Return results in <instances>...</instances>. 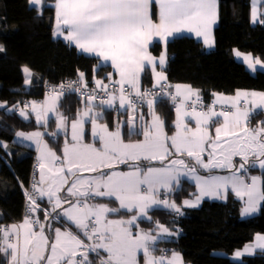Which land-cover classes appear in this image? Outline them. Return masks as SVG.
Wrapping results in <instances>:
<instances>
[{"label":"snow or ice","instance_id":"snow-or-ice-1","mask_svg":"<svg viewBox=\"0 0 264 264\" xmlns=\"http://www.w3.org/2000/svg\"><path fill=\"white\" fill-rule=\"evenodd\" d=\"M260 5H264V0H250L251 20L253 24L259 22L264 25V19H260L264 16L259 10ZM28 6L30 10L37 11V19L43 18L44 8L54 9L53 35L63 37L69 47L75 45L79 53L103 61V64H97V70L111 62L120 79L112 81V74H109L110 84L119 85V95H116L115 87L110 92L109 85L96 80L97 88L107 96V99L100 100V106L111 108L118 99L121 109L131 110L129 135L135 128L136 119L133 93L139 100H145L150 95L147 89L141 91V75L148 66H151L154 76V87L159 86L174 103L177 99L179 103H175L174 135H167L165 121L153 107L154 100L147 99L152 120L145 124L144 139L125 143L119 126L116 131H109L107 124L97 122L103 117V112L94 111L97 97L93 90L87 97L86 110L78 113L71 123V142L65 140L62 158L48 147L40 131L29 134L17 132L18 137L37 145L40 179L32 184L31 193L25 191L28 203L23 221L0 225V253L4 254L8 264H94L89 259L90 253L100 257L99 264H139L137 257L140 252L143 253V264H183L181 256L175 251L171 257L167 256V249H159L162 254L154 255L157 242L175 233L158 221L157 235L140 229L136 223L137 220L151 223L149 211L161 207L182 214L174 201L159 198L161 189L165 194L174 190L173 181L178 189L181 176L194 180L199 193L194 200L183 201L186 207L198 206L204 197L226 199L230 188L244 202L242 217L261 209L264 171L259 176L246 174L257 166L264 170V121L256 127L249 126V117L258 114V109H264V92L237 91L234 97L214 94L211 106L204 111L199 90L178 84L174 93L170 91L172 85L167 84L163 71L168 62L166 51L158 60L148 51L156 38L167 44L170 38L185 32L203 37L205 45L211 47L214 44L212 28L219 19V0H54V3L28 0ZM154 15L158 22L154 21ZM0 51H4L2 46ZM233 53L238 58L242 57L253 73L256 66L262 64L259 57L253 58L250 53L244 55L236 49ZM157 63L161 71L156 70ZM23 72L27 84L32 72L27 67L23 68ZM83 78L84 74L80 73L81 81ZM60 87L61 92L46 97L43 102H32L30 107L37 123L47 127L49 114L52 113L56 115L57 129L66 130L68 118L57 111L64 86ZM68 87L71 88V85ZM187 101H191L190 111L186 108ZM216 105H220L222 110L217 111ZM198 106L200 111H197ZM15 107L7 108V102H0V108L9 113ZM27 108L26 104L19 110L25 120L29 118ZM86 118L91 120L92 135L98 138L100 147H96L95 143H84ZM186 118L195 121V128L188 126ZM221 118L222 123L215 127L213 137L209 128ZM0 146L7 148L2 142ZM208 149L211 150L205 162L203 153ZM185 155L194 163L186 162ZM173 156L177 158L172 159ZM234 157L240 158L239 166L234 163ZM153 161L165 166H150ZM122 164L130 170L116 171L115 167ZM198 169L209 172L228 169L230 175L202 176L198 174ZM66 185L67 196H62L60 193ZM44 197H47L52 209L45 212V222L42 223L32 214L39 207L37 198L43 200ZM95 197H114L119 207L88 203L90 198ZM65 204L67 207H64ZM122 210L135 212V215L127 220L107 218L109 214H121ZM51 221L62 225L63 230ZM134 227L137 229L135 232ZM78 233L91 243L85 244ZM257 248L264 251L262 234H257L255 243L245 245L243 251L235 252L234 256L239 258L252 254ZM101 250L106 256L101 255Z\"/></svg>","mask_w":264,"mask_h":264},{"label":"trees","instance_id":"trees-1","mask_svg":"<svg viewBox=\"0 0 264 264\" xmlns=\"http://www.w3.org/2000/svg\"><path fill=\"white\" fill-rule=\"evenodd\" d=\"M47 2L54 3V0ZM249 12L250 0H219V19L214 28L215 48L211 51H205L201 42L191 36L170 39L167 43L168 80L190 84L199 90L206 105L215 92L230 94L236 89L264 91V70L251 74L232 54V49L238 48L264 62V25H252ZM36 16L37 11L29 9L28 0H0V46L4 49L0 51V102H7V108L16 106L11 113L0 108V140L7 145L6 149L0 146V223L22 218L26 198L24 190L30 185L35 161L34 150L14 142V135L18 131L42 127L33 115L29 114L25 120L17 107L25 100H41L45 81L80 79V73L84 74V81H89L93 75L101 77L109 71L107 65L95 69L98 64L95 56L81 54L75 46L69 47L64 40L53 37L54 9L44 8L42 19ZM160 49L158 42L150 47L153 54H158ZM23 67L32 72L28 87ZM142 85L143 89L151 86L149 69L142 74ZM61 96L58 107L68 119L76 117L82 98L74 92ZM155 108L165 121V131L169 134L173 130L174 108L167 101H156ZM104 114L103 118L113 126V110L106 109ZM255 119L257 116L252 121ZM50 122L44 138L48 146L61 155L63 135L56 133L52 136L54 124L53 120ZM124 136L132 137L133 134L129 135L124 130ZM195 193L194 184L183 179L171 195L182 214L176 216L175 211L161 207L149 211L151 223L141 221L142 225L154 226L158 221L170 228L176 224L179 226L180 235L175 240L158 242L157 249H176L187 264H264V251L238 261L228 257L250 242L256 233H264V202L259 213L249 218L240 216L243 202L230 190H227L226 199L204 200L198 208L181 206L184 198ZM39 204L47 207V203L41 200Z\"/></svg>","mask_w":264,"mask_h":264},{"label":"crops","instance_id":"crops-1","mask_svg":"<svg viewBox=\"0 0 264 264\" xmlns=\"http://www.w3.org/2000/svg\"><path fill=\"white\" fill-rule=\"evenodd\" d=\"M37 7H39V6H37ZM259 10H260L262 13H264V5H260V9H259ZM249 16H250V23H251L252 25H256V24L259 23V22H257V23H255V24H253V22H252V20H251V8H250ZM263 18H264V16H261V17H260V19H263ZM153 19H154V21H156V17H155V15L153 16ZM53 20H54V21H53L52 34H53V32H54V29H55V13H54V19H53ZM156 22H158V21H156ZM217 23H218V22H217ZM217 23H216V24L213 26V28H212V35H211V38H212V40L214 41V44H213L211 47L205 45L203 37H196L195 34H192V33H187V32H185V33H182V34H177L176 36H181V35L191 36V37H193V38H195L196 40H198V41L201 42V44H202L203 48L205 49V51H211V50H213V49L215 48L214 28H215V26L217 25ZM176 36H175V37H176ZM53 37H54V38H59V39L64 40L63 37H60V36H54V35H53ZM170 39H172V38H170ZM170 39H169V40H170ZM65 42H66V41H65ZM155 42H158V43H160V45H161V49H160V52H159L158 54H153V53L150 51V47H151V46L153 45V43H155ZM153 43L150 45V47H149V49H148L149 53H150L153 57L157 58V60H158V58L160 57V55H161L162 53H164L165 51H166L167 56H168V52H167V44H165L163 41H159L158 38H156V40H154ZM73 46H75V45H73ZM233 49L238 50L240 53H242V54H244V55H247V54L250 53V52L241 51V50H239L238 48H233ZM233 49H232V54H233L234 59H235L236 61L242 62V63L244 64V66L247 68V70H248L251 74H255L258 70H264V62L261 61L262 64H261V65H257V66H256V71H255V73H253V71H252L251 69H249V68L247 67V65L244 63L242 57H239V58H238V57L235 56V54L233 53ZM77 51H78V50H77ZM250 54L253 56V58H256L252 53H250ZM96 58H97V57H96ZM97 59H98V63H101V64L104 63L103 61H100L99 58H97ZM168 59H169V56H168ZM167 63H168V62H167ZM106 65L109 66V71H108V73H106V74H112V75L114 76L115 80L118 81V80L120 79L119 74L115 72L114 68H113L112 65H111V62H110V61L107 62ZM166 66H167V64L165 65L163 71H164V74L167 76V73H166ZM23 68H24V67H23ZM95 69H97V68L95 67ZM146 69H149V70H150V74H151V85L155 84V80H154V76H153V73H152V70H151V66H148ZM156 70H157V71H161V70H162V69L160 68V66H159L158 63H157V66H156ZM142 74H143V73H142ZM104 75H105V74H104ZM24 76H25V74H24ZM167 80H168V78H167ZM29 83H30V82H29ZM29 83H27V84L25 83L26 87L29 86ZM171 83H172V90H173V92H175V85H178V84H179V85H182V86H183V85H190V84H188V83H182V82H176V83L171 82ZM190 86H191V85H190ZM191 87H192V86H191ZM192 88L195 89V90H197V89L194 88V87H192ZM142 90H143V85H142V75H141V91H142ZM237 91H240V92H249V93H250V92H257V93L264 92V91H262V90H256V89H236L233 93H230V94H226V93H222V92H215L214 94H222V95L227 96V97H234V96L236 95ZM46 97H49V96H43L42 99H41V100H38V101H34V100H31V101H25L23 104H21V105H19V106L17 107V111H18V113L20 114V111H19V110H20L21 108H24L25 105L27 104V105H28V108L26 109V111L28 112V115H29V114H30V115H33V117H34L35 120H36V116H35V114L31 112V107H30V105H31L32 102H38V103L43 102V101L45 100ZM61 97H62V96H60V98H61ZM193 99H194V98H193ZM214 99H215V96L213 95V97H212V99H211V102H210L208 105H205V106H204V108H203L204 111H207L208 106H211V104H212V102H213ZM86 101H87V98H82V104H81V106H80V110L78 111V113H80V112L86 110V107H87ZM59 102H60V99H59V101H58V106H59ZM155 102H156V101H154V105H153V107H154V109H155L156 114L159 116V114L157 113L156 108H155ZM94 104H95V102H94ZM95 105H96V104H95ZM58 106H57V111H58L59 113L64 114ZM216 106H217V105H216ZM172 107H173V106H172ZM173 108H174V118H173V120H172L173 130H172L169 134H167V135H169V136L174 135V134H175V131H176V129H175L176 107H173ZM106 109H111V110H113V112H114L113 126H110V124H109V123L103 118V117H105L104 112H105ZM187 110H188V109H187ZM200 110H201L200 108H197V111H200ZM216 110H217V109H216ZM94 111H97V112H101V111H102V112H103V117H102L101 119H99L97 122H98L99 124H107V125H108V130H109V131H116V130H114V129H115L114 127H115L116 125H119V124H120V122H121V117H124L125 120L129 119V115H128V114H127V115H123V113H125V112L123 111V109L120 108V104H119V100H118V99H117L116 101H114V105H113V107L108 108L107 106H105L104 108H100V107H98V106L96 105V107L94 108ZM189 111H190V110H189ZM217 111H220V110H217ZM257 112H258V114H254V115H251V116L249 117V126H250V127H256V126H258V125L260 124L261 121H264V109H258ZM78 113H77V115H78ZM117 114H118V117H117ZM64 115H65V114H64ZM77 115H76V117L67 120V127H66V130H65V129H57V127H56V123H57V121H56V115H55V114H52V113L49 114V122H50L51 120H53V124H54V131H53V132H55V133H59V134L63 135V147H64L65 140H68L69 142H71V137H70V135H69V134H70V131H71V123H72L73 120H75V119L77 118ZM65 116H66V115H65ZM141 116H142L143 118H141ZM255 116H257V119H255V121H252V118H254ZM66 117H67V116H66ZM135 117H136V119H135V128H132V134H133L132 137H125V136H124V130H126V132L129 134V131H130V128H131V126L128 124V122H124L122 128L120 129V131H121V137H122V139L124 140L125 143L142 141V140L144 139L143 132H144L145 124H146V123H150L151 120H152V115H151L150 109H149V107H148L147 100L144 101V102H143L142 104H140V105H136V109H135ZM23 118H24V117H23ZM67 118H68V117H67ZM86 120H87V123L85 124V129H86V133H87V135H86V137H85L84 143H88V144L95 143L96 147H100V143H99L98 138H94L93 135H92V123H91V120H90L89 118H86ZM49 122H48V124H49ZM185 122L188 123V126H189V127L195 128V126H196V125H195V121H194V120H191L190 118H186V121H185ZM219 123H222V118H221V120H220L219 122H217L216 124H213V125L209 128V132H210V134H211L213 137H215V127L219 126ZM38 124H39L40 126H42V127H41V128H37V129H34V130H32V131H18V132H24V133H26V134H29V133H32V132L40 131L41 133L45 134V131H47V130H46V127L43 125V123H38ZM50 124H51V122H50ZM165 132H166V131H165ZM137 133H139V134L137 135ZM134 134H135V135H134ZM43 139H44V142L47 143L46 139L44 138V135H43ZM13 140H14V142H16V143H18V144H20V145H23V146H27V147H29V148H32V149L34 150V152H35V160L38 161V157H39V155H40V152L37 150V145H36L33 141L26 140V139H24L23 137H18L16 134L14 135ZM0 142H2L3 144H6V142H4V141H1V140H0ZM169 143H170V142H169ZM47 144H48V143H47ZM2 147H3V146H2ZM48 147H49V146H48ZM49 148H50V147H49ZM50 149H51L52 151L56 152L53 148H50ZM210 150H211V149H208V150H206V151L203 153V158L205 159V162H207L208 151H210ZM172 151L174 152V149H173ZM56 154H57L58 157H61V158H62V157H63V149H62V154H61V155L58 154L57 152H56ZM171 158H172V159H175V158H177V157H176V156H173V157H171ZM183 158L186 160V162L194 163V162L190 161L189 158H188L186 155L183 156ZM233 159H234V163L236 164V166H239L240 158H239V157H234ZM38 163H39V161H38ZM144 163L147 164L148 162H144ZM150 166H153V167H163V166H165V165H162L159 161H153V162H151V165H150ZM115 170H116V171H129L130 169H129V167H128L127 165H123V164H122V165H117V166L115 167ZM262 171H264V170L259 169V167L257 166L255 169L251 170V171L248 172L246 175H248V176H250V175H258V176H259V175L262 174ZM198 174H199V175H202V176H208V175L227 176V175H230V171H229L228 169H213V170H211V172H209V171H206V170H203V169H198ZM83 175L87 176V175H90V174H89V173H83ZM39 179H40V171H39V168H38L37 173H36V181H35V182H38ZM183 179H184V180H187V181H189V182H191V183H193L194 186H195V192H196L194 196L186 197V198H184V199L182 200V202H181V206L186 207V206L183 205V201L186 200V199H187V200H194V199H195V196L198 195L199 193H198V191H197L196 184H195V181H194V180H191V179H190L189 177H187V176H181V177H180V182H181ZM67 187H68V186L66 185V186H65V189L62 190V192L60 193L62 196H67V192H66V188H67ZM173 189H174L173 191L168 192L167 194H165L164 190L161 189L160 194H159V198H160L161 200L167 199L169 202H173L174 199L171 197V195H172V194L175 192V190L177 189L175 181H173ZM26 190H27V188L24 190V193H25ZM228 190L231 191L230 188H229ZM39 200H41V199L37 198V205H38L39 207H38L37 211H36L34 214H32V215H33L34 218H39L40 221L43 223V222H45V220H44V214H45V212H50V211H51V209H52V205L48 202L47 197H44L43 200H41V201L47 203V207H45V206L42 207V206L39 204ZM204 200H222V199L204 197V198L201 200V202H200V204H199L198 206H196V207H187V208H198V207H200V206L202 205V203L204 202ZM174 202H175V201H174ZM242 202H243V201H242ZM88 203H90V204H107L109 207H119V202H118V201H115V198H114V197H113V198H108V197H95V198H90V199L88 200ZM175 203H176V202H175ZM262 203H263V202H261V205H262ZM176 205H177V203H176ZM243 206H244V202H243ZM243 206H242V208H243ZM64 207H67V205L65 204ZM242 208H241V209H242ZM38 210H41V211L43 212V214L40 215ZM169 210H172V209H169ZM57 211H61V210L58 209ZM173 211H174V210H173ZM259 211H260V210H259ZM259 211L256 212V213H254V214H252V215H250V216H244V217H242V216H241V210H240V216H241L242 218H249V217H252V216L257 215V214L259 213ZM133 215H135V212H128L127 210H122V211H121V214H109L107 218H108V219H113V220H119V219H125V220H127V219H130L131 216H133ZM178 215H180V214H177L176 216H178ZM24 216H25V215L23 214V215H22V218H21L20 220H18V221H14V222H10V223H0V225H12V224H15V223H20V222L23 221ZM51 223H52L54 226H61V227H62V225H60V224L57 223L56 221H51ZM136 223L139 225V228H140V229H143V230H145V231H152V234H153V235H157L156 223L154 224V226H151V225H142L141 220H137ZM159 224L163 225L164 227H167V228L169 229V231L172 232V233H175V235H172V236H165V237H163L162 239H160L158 242H160V241L175 240V239L180 235V232H179L180 229H179V226H177V224L174 225V228H170V227L167 226L165 223H160V222H159ZM37 230H38V229H37ZM62 230H63V227H62ZM72 230H73L74 232L76 231L75 228H74V226H72ZM136 230H137V229L134 227V228H133V231L135 232ZM46 232H47V229H46ZM53 234H54V233H53ZM78 234L80 235V238L85 242V244L91 243V242L88 241L87 238L84 237L81 233H78ZM257 234H262V235H264V233H256V234L253 236L252 240H251L250 242L246 243L245 245L255 243V237H256ZM158 242H157V243H158ZM245 245H244L243 247H241V248L235 250L233 253L229 254L228 257H229L230 259H232V260L238 261V260H241V259H242L243 257H245V256H250V255L254 254V253L257 252V251H262L261 249H258V248H257V249H255V251H254L252 254H244V255L240 256L239 258H236V257L234 256V253L237 252V251H243ZM156 246L158 247V244H157ZM162 249H165V248H162ZM167 250H168V252H167V256L171 257L172 252L175 251V252L179 253V255H180L181 258H182V255H181L180 251H178V250H176V249H174V248H168ZM219 253H220V254H224L223 252H219ZM161 254H162V253H161L158 249H157V251L154 253V255H156V256H159V255H161ZM101 255H102V256H106V253H104L103 250H101ZM89 259H92V260L94 261V264H99L100 257L96 256L94 253H90V254H89ZM137 259H138L139 264H143V253H142V252L138 253V257H137ZM182 260H183V258H182ZM0 264H8V261H7V259H5L3 253H0ZM183 264H187V263L183 260Z\"/></svg>","mask_w":264,"mask_h":264},{"label":"built area","instance_id":"built-area-1","mask_svg":"<svg viewBox=\"0 0 264 264\" xmlns=\"http://www.w3.org/2000/svg\"><path fill=\"white\" fill-rule=\"evenodd\" d=\"M110 79L112 81H116L113 75H111ZM110 79H109V74H105L101 77L93 75V77L89 81H84V80L81 81L79 78L64 79V80H60L58 82L45 81L43 84V96H51V95H54L56 92H61V87H60L61 85L64 86L62 94H67L68 92H74L78 97H81V98H87L90 94H92L93 90H95V94H96L97 98L94 102L98 107L104 108L105 106H100V100L101 99H107V96L105 95V93L101 89L97 88L96 80H101L103 82V84L109 85V91L110 92L113 91V88L115 87V89L117 90L116 95L118 96L119 95V92H118L119 85L113 86L112 84H110ZM167 84L172 85V83L169 80H167ZM69 85H71V88L68 87ZM77 89H82V91H78ZM146 89L149 90L150 95L145 100L137 99L135 97V94L133 93L132 98L135 100L136 105L142 104L147 99H153L154 101H167L173 107H175V103H179V99H177V101L174 103L171 100L170 96L165 95L164 92L161 91V88L159 86L154 87V84H153L149 88H146ZM53 90H55V92ZM144 90L145 89H143L142 92ZM165 91H169V89H165ZM170 91L173 92L172 88L170 89ZM25 101H27V100H25ZM203 105L204 106L206 105L205 102H203ZM186 108L188 110H191V101L186 102ZM197 108H200V107L198 106ZM216 109L222 110L220 105H217ZM224 110H229V109H224ZM123 111L128 115H130V113H131V110H124L123 109ZM37 170H38V161L35 160L32 164L30 185L26 190L30 193L32 192V184L36 181ZM27 203H28V201H27V197H26L25 203H24V210H23L24 215L27 212ZM179 232H180V230H179Z\"/></svg>","mask_w":264,"mask_h":264},{"label":"rangeland","instance_id":"rangeland-1","mask_svg":"<svg viewBox=\"0 0 264 264\" xmlns=\"http://www.w3.org/2000/svg\"><path fill=\"white\" fill-rule=\"evenodd\" d=\"M124 122H128V119L127 120H125V118L124 117H121V122H120V124L119 125H116L114 128V130H116L117 129V127L119 126V128L121 129L122 128V126H123V123ZM131 126V125H130ZM70 137H71V135H72V129H71V131H70Z\"/></svg>","mask_w":264,"mask_h":264}]
</instances>
